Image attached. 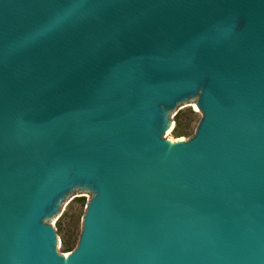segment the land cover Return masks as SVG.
<instances>
[{
    "label": "water",
    "instance_id": "obj_1",
    "mask_svg": "<svg viewBox=\"0 0 264 264\" xmlns=\"http://www.w3.org/2000/svg\"><path fill=\"white\" fill-rule=\"evenodd\" d=\"M0 264H264V0H0Z\"/></svg>",
    "mask_w": 264,
    "mask_h": 264
},
{
    "label": "rangeland",
    "instance_id": "obj_2",
    "mask_svg": "<svg viewBox=\"0 0 264 264\" xmlns=\"http://www.w3.org/2000/svg\"><path fill=\"white\" fill-rule=\"evenodd\" d=\"M201 114L195 107L174 118L176 130L168 137L172 139L189 138L193 135ZM178 132L175 133V132ZM89 199V198H88ZM88 199L72 201L59 224L55 227L57 235L62 240V253H67L76 246L81 232L82 218ZM69 243V250L64 251L63 243Z\"/></svg>",
    "mask_w": 264,
    "mask_h": 264
},
{
    "label": "trees",
    "instance_id": "obj_3",
    "mask_svg": "<svg viewBox=\"0 0 264 264\" xmlns=\"http://www.w3.org/2000/svg\"><path fill=\"white\" fill-rule=\"evenodd\" d=\"M175 133H177V134H178V132H177V131H176ZM76 243H77V242H76ZM69 247H70V246H69V243L65 241V242L63 243V248L65 249L64 251H67V250H69Z\"/></svg>",
    "mask_w": 264,
    "mask_h": 264
}]
</instances>
